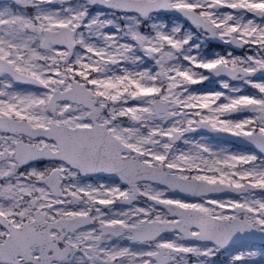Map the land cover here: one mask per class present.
<instances>
[{
  "label": "snow or ice",
  "instance_id": "1",
  "mask_svg": "<svg viewBox=\"0 0 264 264\" xmlns=\"http://www.w3.org/2000/svg\"><path fill=\"white\" fill-rule=\"evenodd\" d=\"M0 264H264V0H0Z\"/></svg>",
  "mask_w": 264,
  "mask_h": 264
},
{
  "label": "rangeland",
  "instance_id": "2",
  "mask_svg": "<svg viewBox=\"0 0 264 264\" xmlns=\"http://www.w3.org/2000/svg\"><path fill=\"white\" fill-rule=\"evenodd\" d=\"M203 259V258H202Z\"/></svg>",
  "mask_w": 264,
  "mask_h": 264
}]
</instances>
